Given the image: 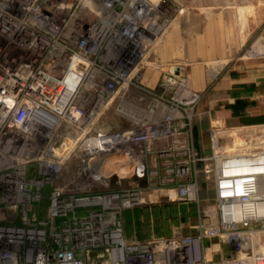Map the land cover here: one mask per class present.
<instances>
[{"label":"built area","instance_id":"2783aa9c","mask_svg":"<svg viewBox=\"0 0 264 264\" xmlns=\"http://www.w3.org/2000/svg\"><path fill=\"white\" fill-rule=\"evenodd\" d=\"M183 13L0 0V264H264V140L213 126L197 148L199 92L158 56ZM170 202L191 232L127 234L126 211Z\"/></svg>","mask_w":264,"mask_h":264},{"label":"rangeland","instance_id":"374dc122","mask_svg":"<svg viewBox=\"0 0 264 264\" xmlns=\"http://www.w3.org/2000/svg\"><path fill=\"white\" fill-rule=\"evenodd\" d=\"M179 3L184 13L158 45V56L165 65L176 59L185 63L184 75L199 92L192 126L195 144L206 152L213 126L224 142L226 131L234 127H240L233 132L236 136L255 133L264 140V0ZM228 19L231 31L225 28ZM222 42L231 46L220 47ZM191 210L190 205L171 202L137 208L125 220V229L140 237L171 234L176 228L188 233L198 219Z\"/></svg>","mask_w":264,"mask_h":264},{"label":"crops","instance_id":"0c3cea01","mask_svg":"<svg viewBox=\"0 0 264 264\" xmlns=\"http://www.w3.org/2000/svg\"><path fill=\"white\" fill-rule=\"evenodd\" d=\"M255 4H257V1H255ZM225 14H230V13H226V12H225ZM227 23H228V24H226L227 27H225V28H226V31H231V30H232L231 20L228 19V20H227ZM229 38H230V37H229ZM229 40H230V39H229ZM219 45H220V47L223 46V47H225L226 49H228V48L231 46V45H230V42H228L227 44L222 42V43H220ZM160 49H161V51L163 52V49H164V43L161 44V48H160ZM162 54H164V53H162Z\"/></svg>","mask_w":264,"mask_h":264},{"label":"trees","instance_id":"16d2710c","mask_svg":"<svg viewBox=\"0 0 264 264\" xmlns=\"http://www.w3.org/2000/svg\"><path fill=\"white\" fill-rule=\"evenodd\" d=\"M196 146H197V148L199 149V147H198L199 145H196ZM190 206L192 207V210H191L192 212H191V213H192L193 215H195V214H196L195 205H194V204H191ZM131 212H132V211H126V212H125V214H124L125 220H126L127 218L130 217ZM187 219H188V218H187L186 216H184V220L186 221ZM192 222H194V221H192ZM195 222H196V221H195Z\"/></svg>","mask_w":264,"mask_h":264},{"label":"bare ground","instance_id":"6f19581e","mask_svg":"<svg viewBox=\"0 0 264 264\" xmlns=\"http://www.w3.org/2000/svg\"><path fill=\"white\" fill-rule=\"evenodd\" d=\"M213 70H214V68H212V70H211V72H213ZM214 73V72H213ZM236 130H238V129H236ZM227 132V131H226ZM228 133V132H227Z\"/></svg>","mask_w":264,"mask_h":264}]
</instances>
